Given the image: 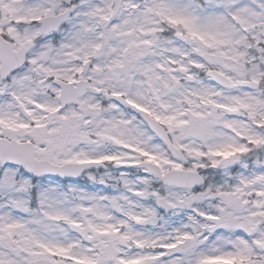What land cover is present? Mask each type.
Returning a JSON list of instances; mask_svg holds the SVG:
<instances>
[{"label": "snow or ice", "instance_id": "snow-or-ice-1", "mask_svg": "<svg viewBox=\"0 0 264 264\" xmlns=\"http://www.w3.org/2000/svg\"><path fill=\"white\" fill-rule=\"evenodd\" d=\"M0 264H264V0H0Z\"/></svg>", "mask_w": 264, "mask_h": 264}]
</instances>
